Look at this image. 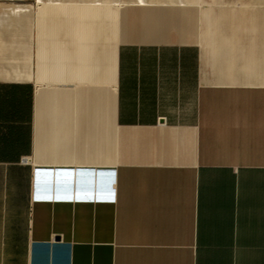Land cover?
Masks as SVG:
<instances>
[{"label": "crops", "instance_id": "crops-1", "mask_svg": "<svg viewBox=\"0 0 264 264\" xmlns=\"http://www.w3.org/2000/svg\"><path fill=\"white\" fill-rule=\"evenodd\" d=\"M110 1L0 70V264H264V0Z\"/></svg>", "mask_w": 264, "mask_h": 264}, {"label": "bare ground", "instance_id": "bare-ground-1", "mask_svg": "<svg viewBox=\"0 0 264 264\" xmlns=\"http://www.w3.org/2000/svg\"><path fill=\"white\" fill-rule=\"evenodd\" d=\"M43 0H40L42 2ZM57 1V0H51ZM66 1V0H58ZM84 1V0H79ZM21 7H15L11 14H0V70L4 65L11 71L15 70V62L19 55L17 46H21L24 41L22 34L21 20L26 19ZM27 12V11H26ZM27 14V13H26ZM19 31V32H18ZM25 42V41H24ZM1 72V71H0Z\"/></svg>", "mask_w": 264, "mask_h": 264}, {"label": "rangeland", "instance_id": "rangeland-1", "mask_svg": "<svg viewBox=\"0 0 264 264\" xmlns=\"http://www.w3.org/2000/svg\"><path fill=\"white\" fill-rule=\"evenodd\" d=\"M46 1H48V0H44V2H46ZM66 1L67 2H81L78 0H66ZM118 1L119 0H112L110 2L116 3ZM125 1L126 0H124L123 2H125ZM203 1L208 2V0H200V2H203ZM210 1H214V0H210ZM39 2H40V0H0V14H5V13L11 14L14 12L15 7H22L21 9L24 12H21V13H25L24 16L27 19V23L30 24L27 27V30H23V32L25 34L27 31V34L30 35L29 37L24 38L25 42H23V43L30 42L31 35H32V23H33V19L35 16V12H36V9L39 8V6H42V5H39ZM162 5H166V4L162 3ZM169 5H171V4H169ZM123 11H124V8L120 9V12H123ZM25 39H27V40H25Z\"/></svg>", "mask_w": 264, "mask_h": 264}]
</instances>
